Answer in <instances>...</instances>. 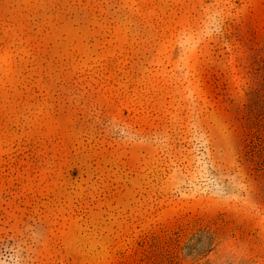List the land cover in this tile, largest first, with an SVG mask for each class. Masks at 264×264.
<instances>
[{
	"label": "rangeland",
	"instance_id": "374dc122",
	"mask_svg": "<svg viewBox=\"0 0 264 264\" xmlns=\"http://www.w3.org/2000/svg\"><path fill=\"white\" fill-rule=\"evenodd\" d=\"M0 264H264V0H0Z\"/></svg>",
	"mask_w": 264,
	"mask_h": 264
}]
</instances>
